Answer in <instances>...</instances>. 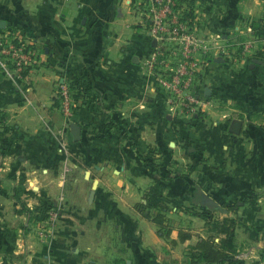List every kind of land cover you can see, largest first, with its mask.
Listing matches in <instances>:
<instances>
[{"label":"crops","instance_id":"0c3cea01","mask_svg":"<svg viewBox=\"0 0 264 264\" xmlns=\"http://www.w3.org/2000/svg\"><path fill=\"white\" fill-rule=\"evenodd\" d=\"M141 1L0 0V33L21 32L34 54L0 67V264H188L178 230L192 246L207 234L186 227L188 213L225 217L221 204L264 198V56L234 61L226 51L253 38L247 24L264 19V0H188L190 24L221 36L200 59L206 105L193 115L173 113L146 69L157 44ZM61 83L71 117L58 108ZM143 194L172 208L170 238L135 208ZM43 213H56L47 238L36 234ZM247 246L230 264H264L262 241Z\"/></svg>","mask_w":264,"mask_h":264},{"label":"built area","instance_id":"2783aa9c","mask_svg":"<svg viewBox=\"0 0 264 264\" xmlns=\"http://www.w3.org/2000/svg\"><path fill=\"white\" fill-rule=\"evenodd\" d=\"M139 6L146 34L157 44L145 64L146 69L157 78L158 87L165 94L173 113L193 115L200 112L206 101L196 84L198 66L201 57L209 50L220 47V35L214 33L205 36L195 24L191 25L190 17H185L191 8L184 1L142 0ZM259 45L254 38L246 39L236 45L229 44L226 51L229 59L239 61L254 55L264 56V35ZM33 56L21 32L0 34V67L6 68L7 62L22 67L28 65ZM72 95L68 85H59L58 108L65 117H71L74 111Z\"/></svg>","mask_w":264,"mask_h":264},{"label":"rangeland","instance_id":"374dc122","mask_svg":"<svg viewBox=\"0 0 264 264\" xmlns=\"http://www.w3.org/2000/svg\"><path fill=\"white\" fill-rule=\"evenodd\" d=\"M188 1V0H187ZM191 13V10L189 11ZM186 15V14H185ZM189 15V14H188ZM248 21L247 28L249 32H251V36L256 39L257 44L259 45L260 39L264 35V19L263 18H255ZM187 18V17H186ZM263 19V20H262ZM256 20H260V22H255ZM16 30H10L9 34L16 33ZM0 34H4L3 32ZM219 34V33H218ZM245 35V34H241ZM245 37V36H244ZM243 37V38H244ZM243 38H238V40L234 41L235 45L237 43L242 42ZM221 39V36H220ZM219 39V40H220ZM260 46V45H259ZM2 130H0L1 132ZM3 135L0 133V142H2ZM244 203L238 209V212H227V216H222V213L218 211L214 213V218L217 220H213V222L204 221L200 219H194L192 213H188V217L185 218V225L189 228V226H193L196 228H201L205 230L206 233H211L212 235H216L220 229L229 228L232 231L230 235V239L228 240L227 247L232 249V252L236 254V256L241 254L243 251H247L249 243L262 241L264 244V198L260 201L249 203L246 207H243ZM206 209V208H205ZM204 209V210H205ZM208 209L207 211H209ZM213 211V210H210ZM240 213V215H239ZM56 213H43L44 218L42 220H37L35 222L36 225V234L38 237L47 238L52 234V221L55 217ZM147 216L145 218L150 221V215L152 213H146ZM152 223V222H151ZM216 223V224H215ZM241 224L239 231L237 232L236 236L238 237L236 242H234V235L233 231L236 225ZM154 225V224H153ZM155 226V225H154ZM157 227V226H155ZM245 227V228H243ZM216 240V239H215ZM217 241V240H216ZM240 244V246L238 245Z\"/></svg>","mask_w":264,"mask_h":264},{"label":"trees","instance_id":"16d2710c","mask_svg":"<svg viewBox=\"0 0 264 264\" xmlns=\"http://www.w3.org/2000/svg\"><path fill=\"white\" fill-rule=\"evenodd\" d=\"M190 4V1L181 0ZM189 14V15H188ZM185 17H191V13H187ZM255 22H260L256 20ZM49 54H52L61 64L63 59L59 56V52L55 47L49 48ZM2 118V116H1ZM143 202L135 204V208L139 211L142 216H147L146 210H151L150 221L157 226L156 234L160 237L170 238L172 234V227L170 220L167 217V212L171 211L172 208L164 202L153 203L149 200L146 194H143ZM242 202H236L232 205L221 204V210L225 212H237ZM203 207V206H202ZM208 209L200 212L192 213V215L201 218L204 221L213 222V214L207 211ZM217 220V219H215ZM216 224V223H215ZM232 231L229 228H221L216 235L207 233L205 237H200L198 241L192 246L188 244L191 234L187 231L179 229L177 232V238L179 242L184 246L185 253L188 258V264H199V263H214V264H230L236 260L232 249L227 247L228 240ZM217 238V241L215 240ZM172 245L176 242L170 241Z\"/></svg>","mask_w":264,"mask_h":264},{"label":"water","instance_id":"95a60500","mask_svg":"<svg viewBox=\"0 0 264 264\" xmlns=\"http://www.w3.org/2000/svg\"><path fill=\"white\" fill-rule=\"evenodd\" d=\"M0 28H3V25L0 24ZM252 63L255 64L256 61H254ZM69 127H70V133H71L72 139L74 141L78 140L79 139V132H80L79 126L76 123L71 122L69 124ZM240 128H241V122L239 120H234V121H232V123L230 125V132L233 135H238L240 132ZM202 203L207 204V205H216V203L214 201H212L211 199H209L206 196L202 197Z\"/></svg>","mask_w":264,"mask_h":264}]
</instances>
